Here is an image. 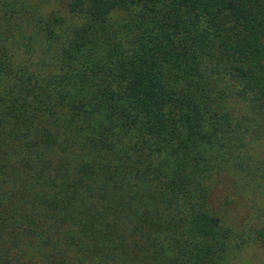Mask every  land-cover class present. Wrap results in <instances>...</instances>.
<instances>
[{
  "label": "trees",
  "instance_id": "16d2710c",
  "mask_svg": "<svg viewBox=\"0 0 264 264\" xmlns=\"http://www.w3.org/2000/svg\"><path fill=\"white\" fill-rule=\"evenodd\" d=\"M263 149L264 0H0V264H239Z\"/></svg>",
  "mask_w": 264,
  "mask_h": 264
},
{
  "label": "rangeland",
  "instance_id": "374dc122",
  "mask_svg": "<svg viewBox=\"0 0 264 264\" xmlns=\"http://www.w3.org/2000/svg\"><path fill=\"white\" fill-rule=\"evenodd\" d=\"M261 156L264 160V149ZM232 187V177L219 178L214 196V205L223 215L228 225L242 228L250 219L252 211L249 208L248 201L237 194L236 187L235 191ZM258 205L264 209V201H259ZM239 264H264V251L259 247L247 249L240 258Z\"/></svg>",
  "mask_w": 264,
  "mask_h": 264
}]
</instances>
